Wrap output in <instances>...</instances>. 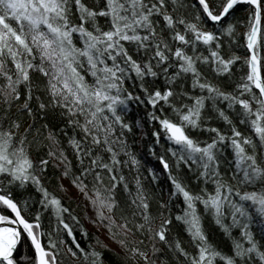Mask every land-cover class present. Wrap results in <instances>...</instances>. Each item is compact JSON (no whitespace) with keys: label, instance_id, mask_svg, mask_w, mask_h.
<instances>
[{"label":"snow or ice","instance_id":"6c2138e0","mask_svg":"<svg viewBox=\"0 0 264 264\" xmlns=\"http://www.w3.org/2000/svg\"><path fill=\"white\" fill-rule=\"evenodd\" d=\"M50 165L121 264H264V0H0V264H109Z\"/></svg>","mask_w":264,"mask_h":264},{"label":"trees","instance_id":"16d2710c","mask_svg":"<svg viewBox=\"0 0 264 264\" xmlns=\"http://www.w3.org/2000/svg\"><path fill=\"white\" fill-rule=\"evenodd\" d=\"M242 15V13L240 14ZM240 52H243V48L240 49ZM145 115V112L143 109L134 110L132 112V117L135 119L137 116L143 117ZM30 121H27L24 123L23 127H27V123ZM150 125H147L145 128V138L141 140L140 130L135 129V136L132 135L129 136L130 143H132V147L136 151L138 157L141 159L144 167L141 169V171L144 173L145 176H148V173L146 171L147 168H155L160 169L161 166L158 164L157 160L154 159L147 151L149 147H152V137L147 135V130L150 128ZM23 130V128H22ZM134 141V142H133ZM158 151L163 152V149H159ZM48 180L47 184L50 186V189L56 193V195L60 196L63 200V203L66 206H69L73 214L78 216L80 219L79 225H73L76 229V235L79 237L81 230L86 231L88 233V238H81V243L84 246L88 245H95L96 239L98 238V234H96L95 231L88 229L85 225V207L81 199H77L73 196L72 193H63L59 191V185L62 184L63 181H66L67 183H70L69 179H63L61 176V171L59 168H53L51 165L49 166V170L47 173ZM148 180H150V177H148ZM148 180H145V183H148ZM168 182L165 180V177L163 174L160 175V180L158 184H154L153 188L156 190V195L159 196L161 193L163 194L164 198L167 199L168 195ZM71 223V221H70ZM209 230H212L211 225H208ZM215 239L219 240V235L216 233H213ZM111 251H105V258L109 262V264H121V261L125 258L123 251H118L115 249V247H109ZM120 253L119 256L116 255V253Z\"/></svg>","mask_w":264,"mask_h":264},{"label":"rangeland","instance_id":"374dc122","mask_svg":"<svg viewBox=\"0 0 264 264\" xmlns=\"http://www.w3.org/2000/svg\"><path fill=\"white\" fill-rule=\"evenodd\" d=\"M62 184H64L65 187L69 188L68 193H72L74 197H76L77 199H81L84 207H85V211H86V215H85V225L88 229H91L93 231L96 232V234H98V238L103 241L104 243L108 244L109 247H115L116 250H120V246L115 243L114 240L109 239V236L106 232L105 229H103L102 227H98L97 224L93 223L91 219H89V217H93L94 213L92 212L91 206L88 204V202L86 200L83 199L82 194H80L78 192V190H76L74 187L71 186V184L67 183L66 181H63Z\"/></svg>","mask_w":264,"mask_h":264}]
</instances>
